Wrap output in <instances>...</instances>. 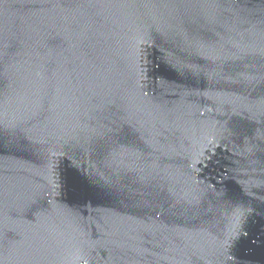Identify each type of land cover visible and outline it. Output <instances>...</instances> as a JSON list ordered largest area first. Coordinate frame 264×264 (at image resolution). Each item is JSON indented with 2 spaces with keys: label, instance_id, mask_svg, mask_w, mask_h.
Listing matches in <instances>:
<instances>
[{
  "label": "water",
  "instance_id": "obj_1",
  "mask_svg": "<svg viewBox=\"0 0 264 264\" xmlns=\"http://www.w3.org/2000/svg\"><path fill=\"white\" fill-rule=\"evenodd\" d=\"M0 264H264V0H0Z\"/></svg>",
  "mask_w": 264,
  "mask_h": 264
}]
</instances>
